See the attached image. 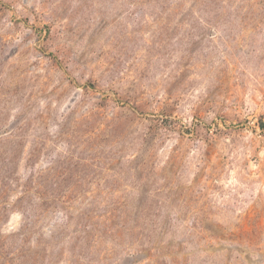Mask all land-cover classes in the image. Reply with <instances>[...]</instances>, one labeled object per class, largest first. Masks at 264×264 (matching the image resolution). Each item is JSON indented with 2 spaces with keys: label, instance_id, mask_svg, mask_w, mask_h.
I'll return each mask as SVG.
<instances>
[{
  "label": "rangeland",
  "instance_id": "rangeland-1",
  "mask_svg": "<svg viewBox=\"0 0 264 264\" xmlns=\"http://www.w3.org/2000/svg\"><path fill=\"white\" fill-rule=\"evenodd\" d=\"M0 264H264V0H0Z\"/></svg>",
  "mask_w": 264,
  "mask_h": 264
}]
</instances>
